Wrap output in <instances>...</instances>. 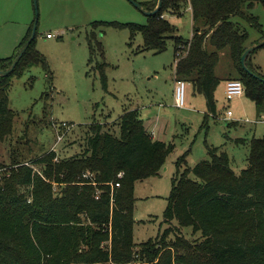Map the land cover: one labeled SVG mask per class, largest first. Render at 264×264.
I'll return each instance as SVG.
<instances>
[{
  "label": "trees",
  "instance_id": "16d2710c",
  "mask_svg": "<svg viewBox=\"0 0 264 264\" xmlns=\"http://www.w3.org/2000/svg\"><path fill=\"white\" fill-rule=\"evenodd\" d=\"M141 6L150 12L158 7L154 0ZM181 6L180 0H163L148 25L116 26L130 28L133 36L141 34L143 52L160 54L173 42L176 78L205 98V120L217 115L216 91L222 80L216 68L220 52L229 48L239 76L231 80L243 83L257 117L264 118V74L251 60L264 46L247 57L250 73L241 63L251 47L243 22L259 31L257 45L264 40L263 26L251 12L254 1L190 0L185 11L191 7V39L177 35V28L165 19V13L183 15ZM31 36L32 30L12 57L0 59V71L12 67ZM36 39L37 34L14 71L0 77V143L13 136L18 117L9 106L13 77L21 78L34 66L47 67L35 50ZM89 47L93 63L92 40ZM105 66L98 68L106 87ZM118 126L116 136L106 125L94 123L86 133L83 152L57 162L56 153L49 152L32 161H18L14 155L5 166L0 150V171L6 169L0 174V264H264V136L247 143V167L240 174L231 168L230 157L221 147L207 146L209 159L193 169L185 168L187 153L177 159L164 212V221L171 227L155 240L137 245L135 185L158 177L174 146L153 139L138 110L125 111ZM30 163L41 166L42 172ZM55 184L64 187L56 191ZM22 188H30L31 196ZM184 228L198 237L187 238Z\"/></svg>",
  "mask_w": 264,
  "mask_h": 264
},
{
  "label": "rangeland",
  "instance_id": "374dc122",
  "mask_svg": "<svg viewBox=\"0 0 264 264\" xmlns=\"http://www.w3.org/2000/svg\"><path fill=\"white\" fill-rule=\"evenodd\" d=\"M147 1L0 0V59L12 57L37 26L35 50L47 63L46 69L34 66L21 78L12 79L9 106L18 117L13 136L0 143L3 165L9 166L14 155L18 161H32L54 152L56 162L79 155L91 125L104 124L106 130L119 136L118 124L127 110H138L153 139L174 146L160 175L135 185L137 245L155 240L171 227L164 221V212L177 174V159L187 153L185 168L193 169L209 159L207 146L221 147L230 157L231 168L240 174L247 167V143L264 136V118L257 117L254 102L246 95L230 102L224 96L225 82L239 78L229 48L220 52L216 68V75L222 80L216 91V117L210 115L205 120L206 100L189 83L186 107H175L173 42L169 41L167 50L160 54L143 52L141 34L133 36L130 28L116 26L148 25L149 17L137 7ZM180 1L183 15L165 13V19L177 28V35L190 39L191 7L185 11L190 0ZM252 1L255 6L251 12L264 29V4ZM154 4L157 7L158 0ZM242 25L249 34L248 46H256L261 39L259 31L244 22ZM89 40L96 50L93 63ZM251 60L253 67L264 74V47L257 49ZM100 65H106V87ZM228 111L233 112V117H227ZM30 165L42 172L41 166ZM1 172L5 174L6 169ZM55 187L60 191L64 186ZM22 191L31 196L30 188ZM182 232L187 238L193 237L190 228Z\"/></svg>",
  "mask_w": 264,
  "mask_h": 264
},
{
  "label": "built area",
  "instance_id": "2783aa9c",
  "mask_svg": "<svg viewBox=\"0 0 264 264\" xmlns=\"http://www.w3.org/2000/svg\"><path fill=\"white\" fill-rule=\"evenodd\" d=\"M50 36V35H49ZM178 60L175 62V70ZM187 82L184 80H179L176 78V74L174 76V105L176 108L183 109L185 108V96H186V87ZM245 94V87L243 83L239 80H228L226 85V99L227 101H234L235 99L241 98ZM227 117H233V112L228 111ZM226 118V119H228ZM61 139V138H59ZM90 176V175H87ZM87 176H85L87 178ZM124 176L123 173L118 175L119 179H122ZM116 187H120V184H116ZM99 194L97 193V198Z\"/></svg>",
  "mask_w": 264,
  "mask_h": 264
},
{
  "label": "water",
  "instance_id": "95a60500",
  "mask_svg": "<svg viewBox=\"0 0 264 264\" xmlns=\"http://www.w3.org/2000/svg\"><path fill=\"white\" fill-rule=\"evenodd\" d=\"M264 1V0H263ZM36 2H37V0H36ZM162 2H163V0H159V3H158V7L154 10V11H145L143 8H142V6L139 4V5H137V7L139 8V9H141V10H144L143 11V13L146 15V16H148V17H152V16H154V15H156L158 12H159V10H160V7H161V5H162ZM36 30H37V26L34 28V31H33V33H32V36H31V38H30V40L22 47V49H21V51H20V54H19V56H18V58H17V60L14 62V64L12 65V67L8 70V71H0V77L1 76H7V75H9V74H11L13 71H14V69L16 68V66H17V64H18V62H19V60L22 58V56L24 55V53H25V51L27 50V48L31 45V43L33 42V40H34V38H35V36H36ZM261 46H264V40L263 41H261L258 45H256V46H252V47H250L245 53H244V55H243V57H242V59H241V63H242V65H243V67H244V69L247 71V72H249L250 73V71L247 69V67H246V59H247V57L256 49V48H258V47H261Z\"/></svg>",
  "mask_w": 264,
  "mask_h": 264
},
{
  "label": "crops",
  "instance_id": "0c3cea01",
  "mask_svg": "<svg viewBox=\"0 0 264 264\" xmlns=\"http://www.w3.org/2000/svg\"><path fill=\"white\" fill-rule=\"evenodd\" d=\"M188 11H190V13H191V15H192V12H191V8H189V10ZM192 20H193V16H192ZM192 25H194V22L192 23ZM193 34V33H192ZM192 36L193 35H191V37H190V39L192 38ZM175 52V51H174ZM228 81V80H227ZM227 81L225 82V86H224V96L226 97V95H225V92H226V85H227ZM144 122V121H143ZM145 124V123H144ZM146 126V125H145ZM146 129L148 130V128H147V126H146Z\"/></svg>",
  "mask_w": 264,
  "mask_h": 264
}]
</instances>
